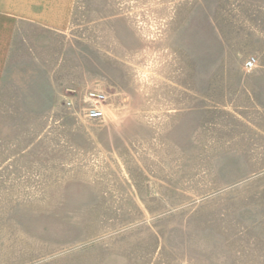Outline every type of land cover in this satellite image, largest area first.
Here are the masks:
<instances>
[{
    "label": "rangeland",
    "instance_id": "obj_1",
    "mask_svg": "<svg viewBox=\"0 0 264 264\" xmlns=\"http://www.w3.org/2000/svg\"><path fill=\"white\" fill-rule=\"evenodd\" d=\"M24 4L0 264H264V0Z\"/></svg>",
    "mask_w": 264,
    "mask_h": 264
},
{
    "label": "crops",
    "instance_id": "obj_2",
    "mask_svg": "<svg viewBox=\"0 0 264 264\" xmlns=\"http://www.w3.org/2000/svg\"><path fill=\"white\" fill-rule=\"evenodd\" d=\"M25 0H0V90L8 65L10 43L15 29L22 20H40L41 12L26 8Z\"/></svg>",
    "mask_w": 264,
    "mask_h": 264
},
{
    "label": "built area",
    "instance_id": "obj_3",
    "mask_svg": "<svg viewBox=\"0 0 264 264\" xmlns=\"http://www.w3.org/2000/svg\"><path fill=\"white\" fill-rule=\"evenodd\" d=\"M255 59L250 57L246 60L245 66L251 68L254 65ZM106 95L99 90H92L87 93V106L85 107V115L92 120H99L104 115V102Z\"/></svg>",
    "mask_w": 264,
    "mask_h": 264
}]
</instances>
